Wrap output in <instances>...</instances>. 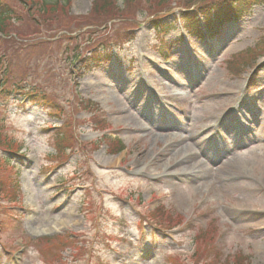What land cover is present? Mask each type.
<instances>
[{
	"label": "rangeland",
	"instance_id": "374dc122",
	"mask_svg": "<svg viewBox=\"0 0 264 264\" xmlns=\"http://www.w3.org/2000/svg\"><path fill=\"white\" fill-rule=\"evenodd\" d=\"M190 1L0 0V264H264V4L153 26Z\"/></svg>",
	"mask_w": 264,
	"mask_h": 264
},
{
	"label": "trees",
	"instance_id": "16d2710c",
	"mask_svg": "<svg viewBox=\"0 0 264 264\" xmlns=\"http://www.w3.org/2000/svg\"><path fill=\"white\" fill-rule=\"evenodd\" d=\"M19 1L25 6L26 16L30 18L35 19L36 14L44 16L48 12L59 11V0ZM115 1L117 0H94L92 11H95L96 13H111L114 11L113 2ZM61 2L66 4V0H61ZM263 3L264 0H191L188 6L192 4L195 5L196 8L190 11L187 9L180 12L179 20L191 35L200 34L203 27H205L207 33L213 34L224 22L237 20L245 13L249 12L253 6L261 5ZM162 7L165 8L166 4H163ZM167 12H169V9ZM12 13L11 9L5 3L0 2V33H4L8 24L12 21ZM151 15L155 16L154 13H151ZM152 23L158 31L164 30L165 34L174 27L172 22H163L159 17L153 18ZM101 50L102 52H96L95 50L86 59H78V61H81L85 70L90 69L95 63L103 62L109 58L110 54L105 53L106 50L103 48H101ZM87 104L90 103L87 102ZM119 148H121L120 143Z\"/></svg>",
	"mask_w": 264,
	"mask_h": 264
},
{
	"label": "bare ground",
	"instance_id": "6f19581e",
	"mask_svg": "<svg viewBox=\"0 0 264 264\" xmlns=\"http://www.w3.org/2000/svg\"><path fill=\"white\" fill-rule=\"evenodd\" d=\"M172 82H173V80H172ZM212 130H213V129H212ZM197 137H198V136H197ZM197 137H196V138H197ZM204 139H205V140H208V139H210V136L207 135L206 137H204ZM204 139H202V142H203L204 144H206L205 141H204ZM180 140H182V139H180ZM180 140H178L177 143H180V142H181ZM175 144H176V143H175ZM173 146H174V145H173ZM227 159H228V158L225 157V160H224V164H225V165H221L220 168L234 167V166H232V163H230V161L227 160ZM236 167L244 168L245 166H243V164H241V165H240V164H237ZM247 167H248V166H247ZM181 173H182V172H181ZM177 175H180V173L178 172ZM70 213H71V211H70ZM70 213L68 212V214H70Z\"/></svg>",
	"mask_w": 264,
	"mask_h": 264
}]
</instances>
